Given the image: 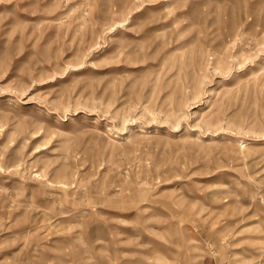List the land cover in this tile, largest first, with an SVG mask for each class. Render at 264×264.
<instances>
[{
  "label": "rangeland",
  "instance_id": "obj_1",
  "mask_svg": "<svg viewBox=\"0 0 264 264\" xmlns=\"http://www.w3.org/2000/svg\"><path fill=\"white\" fill-rule=\"evenodd\" d=\"M0 264H264V0H0Z\"/></svg>",
  "mask_w": 264,
  "mask_h": 264
}]
</instances>
